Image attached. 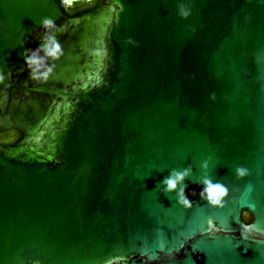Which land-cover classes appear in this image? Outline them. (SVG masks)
I'll return each mask as SVG.
<instances>
[{
    "label": "water",
    "instance_id": "95a60500",
    "mask_svg": "<svg viewBox=\"0 0 264 264\" xmlns=\"http://www.w3.org/2000/svg\"><path fill=\"white\" fill-rule=\"evenodd\" d=\"M67 1L96 3L0 0V133L21 134L0 145V264H264V0ZM44 17L66 30L39 84L21 53ZM189 165L185 209L159 184Z\"/></svg>",
    "mask_w": 264,
    "mask_h": 264
},
{
    "label": "clouds",
    "instance_id": "9594fccd",
    "mask_svg": "<svg viewBox=\"0 0 264 264\" xmlns=\"http://www.w3.org/2000/svg\"><path fill=\"white\" fill-rule=\"evenodd\" d=\"M178 10V14L181 18H187L190 15V8L184 4L179 5ZM40 26L43 32V35L40 37L42 40L41 45L35 50L26 49L21 53V56L24 60L25 69L29 71L30 80L39 84H44L52 76L56 67V62L64 55L62 45L58 41L57 35L64 32L66 29L64 26H57L55 21L50 17L41 19ZM128 43L134 42L129 40ZM4 79L5 77L0 75V83H3ZM210 99H214V97H210ZM208 168L209 161H203L200 164V169L204 175L193 182L203 186L198 194L200 200L211 207H222L223 201L229 194L228 188L220 181L214 182L207 174ZM234 174L237 179H242L248 175V170L243 166H238L235 168ZM192 175L193 169L190 165L179 170L172 169L169 175L159 184L160 194L170 196L175 193L176 204L185 209H190L193 201L185 194L186 188L188 187L185 181L189 180ZM190 195L196 196L197 193L193 191Z\"/></svg>",
    "mask_w": 264,
    "mask_h": 264
},
{
    "label": "flooded vegetation",
    "instance_id": "af4514ba",
    "mask_svg": "<svg viewBox=\"0 0 264 264\" xmlns=\"http://www.w3.org/2000/svg\"><path fill=\"white\" fill-rule=\"evenodd\" d=\"M62 8L65 10L68 16H74L76 14L82 13L94 7L96 1L88 3L85 1L71 2L69 3L66 0H60ZM23 69L15 71L13 73V83L17 81L19 76L22 74ZM9 100V96L5 95L0 98V110L3 113L4 108ZM21 137V134L18 131L10 130L0 133V145H12L18 141Z\"/></svg>",
    "mask_w": 264,
    "mask_h": 264
}]
</instances>
